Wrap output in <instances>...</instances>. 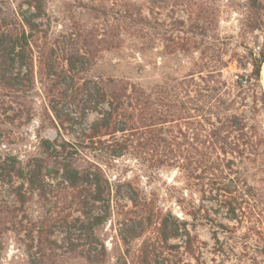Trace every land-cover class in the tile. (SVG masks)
Listing matches in <instances>:
<instances>
[{
  "label": "rangeland",
  "instance_id": "374dc122",
  "mask_svg": "<svg viewBox=\"0 0 264 264\" xmlns=\"http://www.w3.org/2000/svg\"><path fill=\"white\" fill-rule=\"evenodd\" d=\"M30 1L0 0L1 16L21 27L22 17L36 14ZM37 1L47 17L39 21L45 36L31 47L32 66L15 65L9 72L32 83L13 88L0 82V264H34L41 256L86 264L77 253L87 251L104 253L108 264H264V114L258 92L235 97L245 135L234 140L233 154L206 159L187 152L198 144L200 95L226 83L230 107L236 75L246 73L239 67L247 61L246 45L251 47L253 35L264 39V14L261 30L246 35L250 0ZM49 55L53 68L47 69ZM109 77L149 87L156 102L166 97L173 111L191 108V124L180 126L189 141L186 157L176 151L172 157L113 158L109 151L121 134L87 139L98 113L87 112L82 121L75 113L73 122L55 119L52 81L72 78L80 86ZM209 96L219 108L215 95ZM167 127L171 143H182L178 123ZM62 164L88 171L92 182L72 186ZM37 166L31 186L27 179ZM128 188L149 203L143 212L120 197ZM101 217L105 221L97 222ZM77 219L93 229L91 248L86 233L74 229Z\"/></svg>",
  "mask_w": 264,
  "mask_h": 264
},
{
  "label": "trees",
  "instance_id": "16d2710c",
  "mask_svg": "<svg viewBox=\"0 0 264 264\" xmlns=\"http://www.w3.org/2000/svg\"><path fill=\"white\" fill-rule=\"evenodd\" d=\"M29 4H34L36 14L30 17H22L21 27L20 25L16 27L18 24L11 23L5 17H2L0 12V82L4 86L24 88L23 86L29 87L32 83V79L29 77H12L9 73L15 69V65L26 69L32 66L31 47L39 40L40 37L38 36L41 35V38L45 36L44 31L39 29L43 25L39 21L47 18L43 4L37 0H31ZM262 14H264V0H250L244 26L246 35H252L261 30ZM204 22L206 25L209 24L207 15L204 17ZM13 24L15 27H12ZM26 28L29 32L27 35L25 33ZM259 39L258 35H253V40L250 42L251 47L246 45L248 50L247 61L243 65L239 63V67L246 73L236 75L237 79L231 86V92L235 94L234 99L230 102L231 108L224 99V95H227V93L222 88L223 86L226 88V83L221 84L220 87L210 89V94L200 95L203 102L201 110H204V115L200 121L196 122L200 131L198 136L200 141L197 140L198 137L195 138L198 144L196 146L189 145L190 151H187L195 157L197 155L206 159L207 157H226L238 149L234 140L241 139L240 136L245 135V126L242 124L243 117L240 118L238 113L234 112L235 97H239L245 92H254L255 94L258 92V100L264 114V91L260 85L261 69L264 64V39L262 42ZM46 61H48L45 64L46 68H53L51 55L46 57ZM70 68L74 70V66H70ZM221 76L219 73L220 78ZM75 85L72 78H69L68 81H60L59 79L52 81V90L49 91L51 94H49L50 111L55 119H62L67 122L74 121L70 118L71 113H75L80 121L84 120L87 112L98 113L100 115L99 119L87 126L90 133L87 139L92 140L93 138L114 136L117 133L121 134V142H115L114 148L112 147L109 151L113 158L122 157L125 154H131L134 157H172L176 151L180 153L177 155L178 157H186L183 156L185 152L184 145L189 144V141L181 133L180 126L183 123L186 125L191 124L189 120L193 117L189 114L190 107L173 111L174 106H170V101L166 97L157 103L149 87L130 82L124 77H109L105 80L98 79L83 82L80 86ZM211 93L215 95L219 108H215L211 104L212 99L209 96ZM175 116H177L176 119H174ZM171 121L178 123L179 134L182 138L184 136L182 143L172 144L169 140L171 130L167 127V124ZM233 133H236L239 138L232 136ZM247 143L249 144L251 141ZM198 145L201 147V153H199ZM206 164H204V167H206ZM62 170L66 180L72 186L88 185L92 182L88 171L72 169L68 164H62ZM39 174V166L29 174L30 177L27 180L31 186H34L33 180ZM120 197L130 201L132 206L141 212L149 205L144 198L136 196L129 188ZM94 200L98 199L94 197ZM82 214L85 215V213ZM191 215L196 218L195 213ZM96 221L105 220L104 217H101L96 218ZM75 223H78L74 226L76 232L86 233L88 237L85 246L91 248L92 245H95L96 239H94L91 225L78 219ZM75 248L70 251L72 254L75 253ZM92 253L87 251L85 256L78 253L77 256L79 259L84 260L86 264H108L111 262L110 258H107L104 253ZM34 264L57 263L52 257L41 256V260ZM112 264H127V261L117 259ZM140 264H149V262L147 259H141Z\"/></svg>",
  "mask_w": 264,
  "mask_h": 264
},
{
  "label": "water",
  "instance_id": "95a60500",
  "mask_svg": "<svg viewBox=\"0 0 264 264\" xmlns=\"http://www.w3.org/2000/svg\"><path fill=\"white\" fill-rule=\"evenodd\" d=\"M47 135H48V137H49L50 139H54L55 136H56V134H55L54 132H49Z\"/></svg>",
  "mask_w": 264,
  "mask_h": 264
},
{
  "label": "bare ground",
  "instance_id": "6f19581e",
  "mask_svg": "<svg viewBox=\"0 0 264 264\" xmlns=\"http://www.w3.org/2000/svg\"><path fill=\"white\" fill-rule=\"evenodd\" d=\"M262 84L264 85V69H263V72H262Z\"/></svg>",
  "mask_w": 264,
  "mask_h": 264
}]
</instances>
